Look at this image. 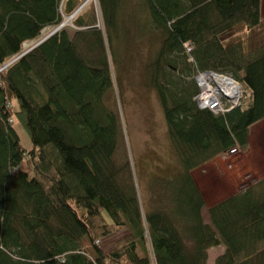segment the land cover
I'll return each mask as SVG.
<instances>
[{
	"label": "trees",
	"instance_id": "1",
	"mask_svg": "<svg viewBox=\"0 0 264 264\" xmlns=\"http://www.w3.org/2000/svg\"><path fill=\"white\" fill-rule=\"evenodd\" d=\"M83 1L0 0V69L18 57L0 72V264H208L217 247L215 264H264V178L208 206L193 176L248 151L264 120L263 0H98L104 29ZM78 10L74 28L53 31ZM147 35L159 44L145 83L178 169L149 189L151 208L127 147L119 158L123 126L107 103L124 79L121 43ZM208 70L242 84L239 107L197 106L195 75ZM118 232L107 251L101 241Z\"/></svg>",
	"mask_w": 264,
	"mask_h": 264
},
{
	"label": "rangeland",
	"instance_id": "2",
	"mask_svg": "<svg viewBox=\"0 0 264 264\" xmlns=\"http://www.w3.org/2000/svg\"><path fill=\"white\" fill-rule=\"evenodd\" d=\"M89 3L90 6H95L97 18L101 24L100 27L104 29L100 18L98 0H84L80 9ZM262 15L264 18V0L262 2ZM70 20L72 22L73 19ZM70 22L64 26H62L64 24L62 23L61 28L59 26L53 31L55 32L66 26L71 27V29L74 28ZM137 31L139 30L137 29ZM45 32V37L42 38L43 41L54 33H49L50 30ZM150 36L147 35L145 38L143 37V40L131 43L128 41L121 43L124 44L121 51L125 55L123 62L126 61V66H120L118 71L124 79L121 78L119 91L112 92L107 100L108 105L119 114L123 126L125 142L123 141L124 146L120 148L119 158L121 161L124 160L127 147L128 154L130 152V156H128L136 172H134L136 183L139 186L146 208H151L149 206L152 204L149 189L155 191L159 189V177L170 175L178 170L175 168L177 158L169 139L167 123L159 97L156 91L145 83L146 66L159 44L156 36L155 39H151ZM36 46L37 42L33 45L27 44L25 49L29 50ZM12 61L14 62V60ZM195 102L197 103L196 100ZM197 106L199 107L198 103ZM16 128L22 144L30 150L32 144L25 130L18 124ZM24 168L23 170L26 169ZM193 176L208 206H212L234 193L244 191L256 181L263 179L264 121L253 128L249 137L248 151L239 149L236 153L229 152V154L221 155L196 170ZM203 218L205 222H209L207 209L203 211ZM121 236V232L111 234L104 238L101 244L109 251L115 248V242ZM224 251V247L210 249L208 264H215L216 259Z\"/></svg>",
	"mask_w": 264,
	"mask_h": 264
},
{
	"label": "built area",
	"instance_id": "3",
	"mask_svg": "<svg viewBox=\"0 0 264 264\" xmlns=\"http://www.w3.org/2000/svg\"><path fill=\"white\" fill-rule=\"evenodd\" d=\"M74 16L75 14L70 16L68 19H65V21L63 22L64 24L62 26L68 24L71 21L70 19H73ZM62 26H60L59 28H61ZM42 41L43 39L37 42V45ZM27 44L30 45V43H26L24 45L25 51H26L25 47ZM33 44L34 43H31V45ZM185 47L189 53L192 52V48L189 46V44H185ZM24 54L26 53L24 52L23 54H21V56H23ZM12 63L13 61L10 62L9 64L4 65L1 68L0 72L2 70H5ZM195 81L199 89V92L195 97V100L197 101L201 109H209L214 114L220 115L230 111L232 108L236 106L241 105V101L244 96V90L243 87L241 86V83L236 79H234L233 76L211 70L199 71L195 75ZM202 87H205L206 89H210L212 91H216V97L211 99L209 102H205L204 101L205 92ZM231 153L232 154L235 153V150L231 151Z\"/></svg>",
	"mask_w": 264,
	"mask_h": 264
},
{
	"label": "bare ground",
	"instance_id": "4",
	"mask_svg": "<svg viewBox=\"0 0 264 264\" xmlns=\"http://www.w3.org/2000/svg\"><path fill=\"white\" fill-rule=\"evenodd\" d=\"M75 15H77V12L75 13ZM18 59V57H16V58H14L13 60L14 61H16ZM233 81V80H232ZM203 89H204V101L205 102H209L211 99H213V98H215L216 97V91H212V90H210V89H206L205 87H202ZM237 107H239V106H236V107H234V108H237ZM234 108H232V109H234ZM231 109V110H232Z\"/></svg>",
	"mask_w": 264,
	"mask_h": 264
},
{
	"label": "crops",
	"instance_id": "5",
	"mask_svg": "<svg viewBox=\"0 0 264 264\" xmlns=\"http://www.w3.org/2000/svg\"><path fill=\"white\" fill-rule=\"evenodd\" d=\"M263 121H264V120H263ZM263 121H262V122H263ZM260 123H261V122H260ZM260 123H259V124H260ZM257 125H258V124H257ZM255 126H256V125H255ZM255 126H254V127H255ZM254 127H253V128H254ZM253 128L251 129V133H252Z\"/></svg>",
	"mask_w": 264,
	"mask_h": 264
}]
</instances>
